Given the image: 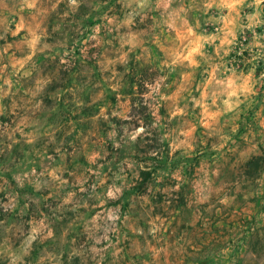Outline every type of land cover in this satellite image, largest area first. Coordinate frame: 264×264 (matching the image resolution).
<instances>
[{
  "label": "rangeland",
  "instance_id": "1",
  "mask_svg": "<svg viewBox=\"0 0 264 264\" xmlns=\"http://www.w3.org/2000/svg\"><path fill=\"white\" fill-rule=\"evenodd\" d=\"M262 41V0H0V264H264Z\"/></svg>",
  "mask_w": 264,
  "mask_h": 264
},
{
  "label": "trees",
  "instance_id": "2",
  "mask_svg": "<svg viewBox=\"0 0 264 264\" xmlns=\"http://www.w3.org/2000/svg\"><path fill=\"white\" fill-rule=\"evenodd\" d=\"M245 53H247L246 51H244L243 52V54H238V55H236V57H237V59L238 60H242L243 59V55L245 54ZM260 160V157H253L250 161H249V163H248V166H252V165H255V164H257V162ZM143 173H146V172H143Z\"/></svg>",
  "mask_w": 264,
  "mask_h": 264
},
{
  "label": "crops",
  "instance_id": "3",
  "mask_svg": "<svg viewBox=\"0 0 264 264\" xmlns=\"http://www.w3.org/2000/svg\"><path fill=\"white\" fill-rule=\"evenodd\" d=\"M262 1H264V0H262ZM257 26V25H256ZM263 43H264V41H262Z\"/></svg>",
  "mask_w": 264,
  "mask_h": 264
}]
</instances>
